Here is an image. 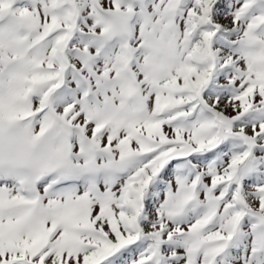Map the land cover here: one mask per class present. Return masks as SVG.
<instances>
[{
    "label": "snow or ice",
    "instance_id": "1",
    "mask_svg": "<svg viewBox=\"0 0 264 264\" xmlns=\"http://www.w3.org/2000/svg\"><path fill=\"white\" fill-rule=\"evenodd\" d=\"M0 264H264V0H0Z\"/></svg>",
    "mask_w": 264,
    "mask_h": 264
}]
</instances>
